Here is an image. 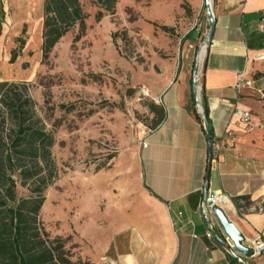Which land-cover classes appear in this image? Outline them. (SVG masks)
I'll return each mask as SVG.
<instances>
[{
  "label": "crops",
  "instance_id": "obj_1",
  "mask_svg": "<svg viewBox=\"0 0 264 264\" xmlns=\"http://www.w3.org/2000/svg\"><path fill=\"white\" fill-rule=\"evenodd\" d=\"M44 2L2 0L5 19L21 26L14 37L27 26V37L42 44ZM191 3L199 13L204 0ZM212 7L215 29L195 88L208 106L211 135L194 112V60L162 59L141 70L137 82L163 117L143 129L140 140L122 136L113 159L93 170L106 226L91 228L108 234L89 237L88 224L71 227L83 238L88 264H208L209 257L216 264H264V255L228 250L217 216L209 237V218L200 208L206 189H221L231 197L223 210L244 244L258 234L264 238V59L258 58L264 54V0H212ZM200 23L199 44L209 31L207 14ZM241 73L247 82L236 87ZM236 108L251 112L249 123ZM211 142L222 147L209 168Z\"/></svg>",
  "mask_w": 264,
  "mask_h": 264
},
{
  "label": "rangeland",
  "instance_id": "obj_2",
  "mask_svg": "<svg viewBox=\"0 0 264 264\" xmlns=\"http://www.w3.org/2000/svg\"><path fill=\"white\" fill-rule=\"evenodd\" d=\"M81 3L87 14L85 29L76 23L48 58L42 44L27 37V26L14 37L21 26L4 17L0 81L17 83L23 98H33L37 118L55 138L50 163L41 160L38 177L25 184L18 180V195L30 194L35 181L46 177L42 224L51 238L65 240L74 260L84 261L83 238L71 227L88 224L89 237L108 234L97 229V224L106 225L93 170L113 159L122 136L140 140L143 129L155 126L160 113L137 82L141 70L162 59L175 58L180 64L188 58L196 64L199 37L193 42L190 34L206 16V0L199 13L193 12L191 0H116L110 10L97 0ZM2 123L0 114V127ZM4 123L9 128V121Z\"/></svg>",
  "mask_w": 264,
  "mask_h": 264
},
{
  "label": "trees",
  "instance_id": "obj_3",
  "mask_svg": "<svg viewBox=\"0 0 264 264\" xmlns=\"http://www.w3.org/2000/svg\"><path fill=\"white\" fill-rule=\"evenodd\" d=\"M97 3L110 10L115 7L116 0H97ZM102 15V10H99L97 16L100 18ZM4 17L5 11L0 0L1 22ZM86 17L81 0H45L43 57L48 58L55 44L76 23L84 30ZM195 30L196 27L191 31V37ZM20 42L22 48L25 42L23 39ZM15 57L16 52L13 59ZM191 84L194 112L201 119L196 106L193 74ZM23 96L17 83L0 81V114L3 121L0 127V264H88L81 259L74 260L72 253L66 248L65 240L60 237L51 238L42 224L40 211L45 202L43 191L47 185L46 177L35 181L36 185L30 190V194L18 195V180L25 184L40 175L42 170L37 165L41 160L47 165L50 163L51 148L55 142L52 132L46 130L37 118L33 98ZM202 104L211 135L208 106L206 102ZM159 113L154 127L162 120L163 110L159 109ZM6 120L9 121V128L4 127ZM29 162H35L34 168L27 166Z\"/></svg>",
  "mask_w": 264,
  "mask_h": 264
},
{
  "label": "built area",
  "instance_id": "obj_4",
  "mask_svg": "<svg viewBox=\"0 0 264 264\" xmlns=\"http://www.w3.org/2000/svg\"><path fill=\"white\" fill-rule=\"evenodd\" d=\"M199 25H196V29ZM205 49L206 51V47H202V49ZM200 50V53H201ZM258 58L260 59H264V54H261L258 56ZM244 82H247V80L245 79V77L243 76V74H239L238 77V82L236 84V87H240ZM197 98L199 100H201L200 97V93L197 92ZM197 108L198 111L200 112V114H202L203 110L201 108L200 103H197ZM236 112L238 113V115L240 116L241 120L249 123L250 119H251V112L249 110H245V109H240V108H236ZM143 147H145L147 144L145 141L142 142ZM211 146V150H212V154H211V161L218 159L219 158V152L221 150V143L219 142H211L210 143ZM231 200V197L229 196V194H227L226 192H224L221 189H208L207 191H205L204 196L202 198L201 204H200V208L203 211V213L209 218V227H208V231H207V235L209 237H213V235L216 233V221L213 219L216 217V213H215V209L216 208H221L223 209L224 206L226 204L229 203V201ZM264 209V200H262L261 206H260V210ZM227 238V243L229 244L227 246L228 250L231 251V248L234 247L232 241L229 239V237ZM250 248H252L253 250V254L252 256H258V255H264V238L262 237L261 234H258L257 237L252 240V242L249 245ZM241 261H243L242 258H239ZM208 264H216L215 261L209 257L208 258Z\"/></svg>",
  "mask_w": 264,
  "mask_h": 264
},
{
  "label": "water",
  "instance_id": "obj_5",
  "mask_svg": "<svg viewBox=\"0 0 264 264\" xmlns=\"http://www.w3.org/2000/svg\"><path fill=\"white\" fill-rule=\"evenodd\" d=\"M206 14H207V17H208V21H209L210 27H209V31L205 34L204 39H203V41L200 44V50H201L202 47H206V49H207L209 43L212 40L213 32H214V29H215V23L216 22H215V18H214V14H213L212 0H206ZM200 32H201V25H199L197 27V29L195 30V32L193 34V38H192L193 42L196 41V39L199 37ZM199 59H200V52H199L198 57L196 59L197 61H196V65H195V69H194V73H193L194 81H195V84H196L195 88H197ZM197 101L200 103L201 108L203 110L201 115L204 118V120L206 121V116L204 114L203 104H202L201 100H199L198 98H197ZM211 154H212V150H211V147H210L209 168H210V165H211V160H210L211 159ZM207 190L208 189H206V191ZM215 213H216V216L218 217L219 222H220L221 226L223 227V229L225 231V234H226V236L224 238L225 245L226 246L229 245L227 243V238H226V237H229V239L232 241V243L234 245V247L231 248L232 252H234V250H236V251L244 253V254H246L248 256H252V254H253L252 248H250L249 246L244 244L245 238H244L243 234L238 229V227L232 221L229 220V218L226 216L224 210L221 209V208H216L215 209Z\"/></svg>",
  "mask_w": 264,
  "mask_h": 264
},
{
  "label": "bare ground",
  "instance_id": "obj_6",
  "mask_svg": "<svg viewBox=\"0 0 264 264\" xmlns=\"http://www.w3.org/2000/svg\"><path fill=\"white\" fill-rule=\"evenodd\" d=\"M204 54H205V49L203 48V49L201 50L200 57L202 58Z\"/></svg>",
  "mask_w": 264,
  "mask_h": 264
}]
</instances>
